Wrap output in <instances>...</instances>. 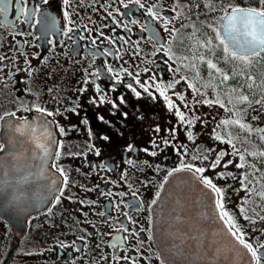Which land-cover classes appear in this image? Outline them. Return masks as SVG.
Returning <instances> with one entry per match:
<instances>
[{"label":"flooded vegetation","instance_id":"1","mask_svg":"<svg viewBox=\"0 0 264 264\" xmlns=\"http://www.w3.org/2000/svg\"><path fill=\"white\" fill-rule=\"evenodd\" d=\"M140 2L144 8L134 0H70L69 6L64 0H48L47 4L0 0V9H4L0 14V57L5 58L0 61V115L16 112L15 117L0 121V144L8 118L21 120L38 113L33 105L56 113L46 115L55 132L49 160L53 194L43 209L27 217L19 237L0 219V264H166L154 242L151 208L168 173H175L172 170L180 168L182 161L204 167V175L218 187L224 185L225 210L242 229L246 242L258 255L264 254L259 247L264 245V201L255 199L263 190L250 183L253 192L248 195L240 188L227 187L229 182L241 187L239 178L248 168L235 167L239 158L232 155V145L222 140L231 134L242 152L257 147L264 150V142L254 131H245L241 138L239 127L219 128L220 119L213 117L216 105L200 102L213 99L209 86L204 87L208 83L196 75L201 67L191 68L196 62L189 58L177 59L187 57L182 37L193 33L200 23L219 29L222 8L230 4L258 7L259 0ZM154 3V11L172 20L166 27L179 29L174 40L162 23L147 14V7ZM209 3L211 8L205 6ZM36 5L55 18L54 29L51 21L45 29L39 13L26 19ZM65 11L71 23L64 19ZM144 25H150L152 31ZM67 28L73 30L65 35ZM169 40L175 53L172 59L160 50L161 44L169 46ZM146 81L149 92L141 86ZM169 83L174 86L166 94L191 125L179 121L175 108L169 110L157 90L156 85L166 88ZM132 88L140 92L139 97ZM259 100L260 104H254L260 113L245 120L253 129L264 128V99ZM217 134L222 140L214 138ZM153 152L156 155L150 154ZM221 152L225 153L221 166L209 168ZM205 155L207 160L193 159ZM228 160L233 163L224 168ZM53 164L67 174V186ZM219 172L225 178H219ZM228 172L237 178L227 176ZM241 207L250 219L244 218Z\"/></svg>","mask_w":264,"mask_h":264},{"label":"water","instance_id":"2","mask_svg":"<svg viewBox=\"0 0 264 264\" xmlns=\"http://www.w3.org/2000/svg\"><path fill=\"white\" fill-rule=\"evenodd\" d=\"M219 31L223 34V28ZM24 122L36 131L25 127L17 132ZM1 142L5 147L0 152V219L19 237L27 217L43 209L54 191L48 165L55 144L52 122L39 113L23 120L8 118ZM152 215L155 244L166 264H253L250 253L220 219L215 194L193 172L182 170L166 180Z\"/></svg>","mask_w":264,"mask_h":264},{"label":"snow or ice","instance_id":"3","mask_svg":"<svg viewBox=\"0 0 264 264\" xmlns=\"http://www.w3.org/2000/svg\"><path fill=\"white\" fill-rule=\"evenodd\" d=\"M17 3H21L22 0H16ZM43 4H47L48 0H41ZM135 3L139 4L141 8H144L145 5L140 2V0H134ZM64 4L66 6L70 5V0H64ZM206 7H212L211 3L205 5ZM157 7V4L154 3L152 5H149L146 9L147 14L152 18L153 21H156L158 23H162V25L165 26V30L169 32V35L172 37V40L176 38V35L179 32V29H168L166 26L172 22L170 19H166L164 16L160 15L159 12L154 11V9ZM212 10H215L214 8ZM224 14L219 17V20L223 23H221V28H223V34L218 29L213 28V31L216 32V39L219 40L220 44L223 45V57L222 59L225 60V62L228 61H236L239 62L240 65L243 66V68L238 69L233 73V75H239L244 76L245 72L244 69L248 68L253 64V62L259 63L261 60H264V0H259V6L258 7H241L239 5H228L227 8L221 9ZM4 9H0V14H2ZM37 13L41 16V23H43L45 29L49 28V21H51V28L54 29L55 27V18L50 17L47 13L43 12L39 5H36L34 8H32L29 12L26 13V19H30L31 16H35ZM64 19L69 20V13L67 11L64 12ZM172 19H175L173 17ZM133 24L137 23L136 20L132 21ZM34 26V25H32ZM181 27H184V25H181ZM208 27L212 28L213 26L211 24L208 25ZM145 30L152 31L150 25H144ZM73 29L67 28V31L65 32V35H67L68 32H71ZM156 33L153 32V36L155 37ZM172 40H169L168 44L169 46L165 48L163 44L160 46V50H164L166 55H169V58L172 59L173 56H175V53L172 52L171 43ZM226 41L231 42V46L229 43H226ZM51 43V41H49ZM95 43V41H93ZM201 47H207L210 51L212 48V40H208L206 43L201 44ZM202 63H206V66L208 69L213 70L216 74L220 76L221 84L226 83L229 81L232 77L229 76V74L225 73L220 69L216 63H214L211 59H206L205 56L200 55L197 57ZM4 57H0V61L4 60ZM177 59H187V57H177ZM188 67L187 65H185ZM191 68L195 69L196 65L192 64ZM2 70V69H0ZM109 71H112V69L109 68ZM173 71H179V68L173 69ZM29 75H31V72H29ZM196 75L199 76V71L197 70ZM210 77H212V72L209 73ZM154 79V78H153ZM181 79H185L184 77H181ZM214 79V77H213ZM247 80L249 83L247 84V87L249 89H252L255 81L251 75L247 76ZM139 83V80H137ZM178 83V81H176ZM145 92H149L148 88V82L146 81L143 85H141ZM174 86L173 83H169L166 88H161L160 85H156L157 90L160 92V95L164 97L169 110H172L175 108V115L179 118V121L188 125H191V120H186L185 114L180 111L179 108H176L173 104L170 97L166 94L167 89H170ZM190 88H193L194 92H199V89L195 87L194 84L189 83L188 85ZM213 86L214 91L215 88L218 87L216 85H211V82L209 84H205L204 87ZM131 87V85H129ZM262 91H264V80L261 81V84L258 85ZM51 91V90H49ZM99 91V89H97ZM132 91L135 93L136 96H140V92L136 91L135 88H132ZM233 92L236 90L233 89ZM151 95V93H149ZM225 95H229L226 93ZM178 98L181 100V102H184L183 96H179ZM264 99V98H262ZM237 104H250V98L248 95L241 94L239 96L235 97ZM95 102V101H93ZM101 102H104V97H101ZM201 103L212 105L217 104L222 108H225L226 111L232 112L233 117L237 116V113L239 109L233 110L235 108V105L233 104V98L228 99V104L232 105V107H227L222 99L217 95L215 99H207L205 98L203 101H200ZM121 103H123V99H121ZM255 103L260 104L261 100L255 101ZM25 110H29L27 106L22 105ZM35 108V111L40 113L41 115H47V116H54L56 113L47 111L45 108L40 107L38 105H33ZM115 107V105H113ZM185 107H187V104H185ZM16 112H6L3 115H0V121L5 120V117H15ZM101 119H103L101 117ZM195 119H199V117H196ZM49 122H44V128L45 132L48 136H50V133H47V125ZM222 125H234L238 126L241 130L248 132L251 134L253 131L259 135V139L261 142H264V128H255L253 129L250 125L246 124L241 118L237 119H229L221 121ZM28 127L33 133L36 131V129L28 125L26 122L22 123L20 126L16 127V131L23 133L24 128ZM219 127V125H218ZM156 131H160L159 128L156 129ZM215 131V130H214ZM61 134L64 133V129L60 128ZM192 138L191 133L189 132V139ZM217 140H222V137L217 134L214 137ZM107 139V137H105ZM54 140V138H53ZM234 138L231 136V134H228L227 140L222 142H226L230 145H232L233 156H238L239 162L235 164L236 168L244 169V168H254L255 165L250 164L246 161L245 152H247L248 156L252 157H258V158H264V150L261 151H252L248 152L246 149L244 152H242L240 149H237L235 147V143L233 142ZM165 144L168 143L167 140L164 141ZM4 144H0V150L4 149ZM129 149H132V145L128 146ZM45 153L47 154L48 148H44ZM211 151V150H209ZM99 154V153H97ZM151 155H156L155 152L150 153ZM225 153H217L215 156V159L212 160L208 167L211 169H216L218 166H221L222 161L224 159ZM55 156L58 159L60 157V152L57 150L55 152ZM193 159H202L207 160L208 157L205 155L202 158L198 156H194ZM128 163H132V161H128ZM232 160H228L226 163H223V167L227 168L230 164H232ZM53 167L57 169V171L60 172L61 176L64 177L63 183L65 186L68 184V177L67 174L64 172L62 168H59L56 164H53ZM190 171L193 172L195 176L199 179V181L209 190L211 194H215V204L216 208L219 210L220 213V219L224 221L225 225L228 227V232L232 235V237L235 238V240L241 245L244 249L247 250L248 253L251 254V258L253 261L256 262V264H261V255H258V250L253 247L251 243L246 242L244 239V235L242 232V229L237 225L233 217L229 214L227 210H225L224 206V193L225 190L221 187H218L213 180L207 176L204 175L206 169L204 167H194L192 164L181 162V167L173 169L172 171L179 172L181 170ZM169 175H172V172L170 171L168 173ZM248 173L244 172L241 173V176L239 178L240 184H241V190H245L246 194L250 195L253 192V189L249 188L248 185L251 183V181L248 179ZM217 176L221 179L225 178V173L219 172L217 173ZM227 176L232 177L233 179H236L237 177L233 176L231 172L227 173ZM62 194V190H61ZM256 195L260 196L262 200H264V192H258ZM57 202H59V197H56ZM153 204L156 203L155 200L152 202ZM247 203V201H245ZM50 211V209H49ZM240 212L242 215H244L245 219H250L247 215H245V209L243 207L240 208ZM261 219H264V217H261ZM259 247L264 248V245H260Z\"/></svg>","mask_w":264,"mask_h":264},{"label":"rangeland","instance_id":"4","mask_svg":"<svg viewBox=\"0 0 264 264\" xmlns=\"http://www.w3.org/2000/svg\"><path fill=\"white\" fill-rule=\"evenodd\" d=\"M209 39L212 40L211 51L207 47H201V44L206 43ZM182 43V48L184 49L187 58H189V60L191 61H195L196 66L201 67L200 69H198V71L199 75L203 78L204 82L208 84L209 82H211V85L218 86L215 88V91L213 86H209L208 91L210 92V94L215 98L218 95L220 99L224 101L227 107H232V105L228 104V99L230 97L233 98V104L235 105V108H233V110L235 111L239 109L237 116L233 117L232 112L226 111L225 108H222L219 105L215 104L218 108L215 111V115H213V117L219 118L221 121L229 120L230 117H232L233 119L241 118L245 122V120H251L255 115H257V113H260L255 108V106L257 105H255L254 102L261 98H264V91H262L260 87H258V85L261 84V81L264 80V60H261L259 63L254 61L251 66L244 69V76L233 75L235 71L240 68H243V66L240 65L239 62H225V60L222 59L223 45H221L219 40L216 39V32L213 31L212 28L208 27L207 23H200V26L198 25L197 27H195V31L193 33L189 32L184 35L182 37ZM200 55L205 56L206 59H211L214 63L217 64L220 69H222L223 72L229 74V76L232 78L226 83L221 84L220 76L216 74L213 70L208 69L206 63H202L197 58ZM210 72H212V77H210L209 75ZM248 75H251L255 81V84L252 89H249L247 87V84L249 83V81L247 80ZM233 89H235L236 91L233 92ZM226 93H228L229 95H225ZM241 94L248 95L251 103L237 104L235 97ZM240 113H242L243 115L240 116ZM238 115L240 117H238ZM221 121H219V128H224L225 125H222ZM245 123L247 124V122ZM238 129L239 137H244L242 135H244L246 132L241 130L240 128ZM246 150L248 151V149ZM261 150V148L257 147L255 151ZM248 157L250 156L246 157V161L250 164L255 165L254 168H248V179L251 181L254 189L262 188L264 192V158L254 157L252 159V157H250V159H247ZM229 184L230 185H228L227 187H231L232 190H235V188L241 189V187L237 186L234 182L233 185L231 184V182H229ZM222 188L224 189V185L222 186ZM255 199L257 203L259 200V202L264 201L260 198V196H256Z\"/></svg>","mask_w":264,"mask_h":264}]
</instances>
